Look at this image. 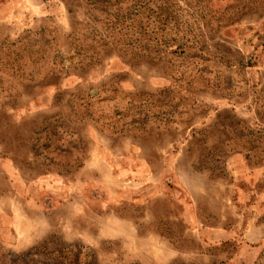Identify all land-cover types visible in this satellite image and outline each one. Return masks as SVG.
<instances>
[{"label": "rangeland", "instance_id": "rangeland-1", "mask_svg": "<svg viewBox=\"0 0 264 264\" xmlns=\"http://www.w3.org/2000/svg\"><path fill=\"white\" fill-rule=\"evenodd\" d=\"M91 1L0 0V264H264V9L175 0L147 60Z\"/></svg>", "mask_w": 264, "mask_h": 264}, {"label": "trees", "instance_id": "trees-1", "mask_svg": "<svg viewBox=\"0 0 264 264\" xmlns=\"http://www.w3.org/2000/svg\"><path fill=\"white\" fill-rule=\"evenodd\" d=\"M98 2L99 1H91L92 4L97 3L104 14L108 15L110 18L112 17L110 26L111 31H113L114 34L120 33L128 46L135 47L137 51H132L131 53L135 56L141 57V55H143L147 60H158V58H160L159 46L169 43L170 40L165 38L166 33L179 30L180 21L178 16L181 12V7L175 0H101L99 3ZM243 7H261L264 9V0H247V3H245ZM191 34L192 30L189 29V41L196 38ZM190 46L189 44V48ZM197 57L203 61L209 60V58L197 52H195V55L190 56V58L194 59ZM205 70L207 69H202V72L204 73ZM233 86L234 85H228L222 88L227 94L233 95ZM215 89L218 90V88ZM263 97L262 94L259 95L260 100H262L261 98ZM260 110L264 116V99L261 101ZM244 132L238 131L237 135L234 137L236 148H247L249 151H264V139L259 137L257 139L254 133L250 132V134L249 132ZM49 134L50 138H53V140L49 139L50 144H47L46 151H44L46 152L45 158L51 160V157H49L51 153L57 154L59 157L63 158V160L65 158H67L66 161L69 160V157L65 154L63 155L60 148L56 145V143L61 141V135L52 130ZM255 138L257 142H255ZM236 140H247V145H242V141L237 143ZM78 159H75L74 164H68V166L76 167L80 165V159ZM52 160L54 159L52 158ZM58 163L59 162H57V164ZM59 254H61V256L56 258L59 264H95L92 259H86L84 263H82L80 259L81 253L67 251L65 254L61 252H59ZM262 255H264V251Z\"/></svg>", "mask_w": 264, "mask_h": 264}]
</instances>
